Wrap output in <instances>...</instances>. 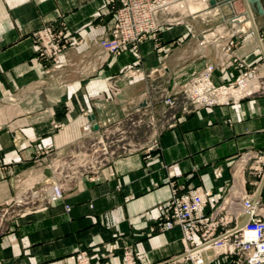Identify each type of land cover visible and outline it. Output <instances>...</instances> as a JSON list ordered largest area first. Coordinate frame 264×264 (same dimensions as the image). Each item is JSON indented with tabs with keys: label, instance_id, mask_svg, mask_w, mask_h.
<instances>
[{
	"label": "crops",
	"instance_id": "crops-1",
	"mask_svg": "<svg viewBox=\"0 0 264 264\" xmlns=\"http://www.w3.org/2000/svg\"><path fill=\"white\" fill-rule=\"evenodd\" d=\"M249 6L261 39L264 0ZM116 7L117 0H0V205L34 191L46 168L72 187L57 202H29L33 210L0 236V264H77L72 257L83 250L94 264H122L127 250L136 264H190L180 230L158 229L172 184L208 191L210 211L228 194L243 154L264 152V89L188 114L164 101L208 65L216 84L235 81L245 70L231 58L264 75L242 0L233 10L188 0L184 12L162 14L157 36L139 47L140 62L132 50L115 56L100 44L111 38ZM44 25L69 40L58 64L39 53L34 33ZM230 36L237 44L225 55ZM135 69L141 74L131 75ZM87 124L99 130L87 134ZM125 127L136 133L108 147ZM94 169L101 177L93 182ZM259 198L264 203V187ZM203 255L207 264H234L212 250Z\"/></svg>",
	"mask_w": 264,
	"mask_h": 264
},
{
	"label": "built area",
	"instance_id": "built-area-1",
	"mask_svg": "<svg viewBox=\"0 0 264 264\" xmlns=\"http://www.w3.org/2000/svg\"><path fill=\"white\" fill-rule=\"evenodd\" d=\"M196 1L207 7L210 2V0ZM176 2V0H117L111 38L101 40L102 48L108 54L115 56L132 50L136 53L137 61L140 62L141 43L148 36L154 38L157 36L161 30V15L168 12ZM34 38L42 58L49 63L58 64L69 40L62 41V33L56 31L52 25L41 27L34 33ZM261 40L264 47V36ZM236 44L235 37L230 36L224 47L225 55L230 53ZM231 59V63L245 70L234 82L216 84L214 81L216 67L208 65L201 71L193 73L189 82L181 89L165 95V104L174 108L178 105L180 98H183V112L191 113L207 107L238 103L251 95L253 91L247 90V86L257 76L255 68H249L245 62L237 58ZM130 74H141V71L140 69L131 70ZM163 117L166 118L167 113H164ZM149 125L158 127L154 117L150 118ZM84 132L87 134L92 132L90 124L84 126ZM110 143H114L113 140ZM98 159L97 163L104 161V158ZM241 159L237 161L236 166L239 162L243 163L244 185L239 193L236 207L227 202V197L235 184L234 174L228 194L210 211L207 210L211 197L208 191L202 190L201 187L184 191V186L178 187L172 184L173 193L168 210L158 221V229L160 231L175 228L180 230L184 259L190 264H207L203 254L209 250L214 251L218 256L232 258L234 264H264V203L260 198L254 202L255 191L264 176V152H247ZM249 162H251L250 166H248ZM247 169L249 172L246 175ZM93 171L89 179L94 182L101 176L98 169ZM110 175L113 176L114 173ZM215 176L219 178L221 173L218 172ZM251 188L255 190L251 191ZM68 190H72V187L67 182L51 184L47 190L46 202L62 200ZM64 208L66 212L71 211L69 205H65ZM246 213L249 214L248 221L243 227L238 228ZM115 249L111 248V252ZM72 259L77 264H94L92 257L85 250L77 252ZM122 264H136L131 251L127 250L123 253Z\"/></svg>",
	"mask_w": 264,
	"mask_h": 264
},
{
	"label": "rangeland",
	"instance_id": "rangeland-1",
	"mask_svg": "<svg viewBox=\"0 0 264 264\" xmlns=\"http://www.w3.org/2000/svg\"><path fill=\"white\" fill-rule=\"evenodd\" d=\"M176 1L177 2L174 3L172 5L171 9L168 12H166V13L173 14V13H177V12L181 13V11L184 12V10L186 9V4H187L188 0H176ZM189 3L192 4V5H195L196 7L197 6H201V7L205 6V5L199 4V2H197V4L193 3V0H189ZM189 10L191 12L190 8H189ZM254 79H260L259 81H260L261 84H259L258 87H255L252 91L254 92V91H257V90H263L264 89V75L257 74V76ZM254 79L250 82V84L255 83ZM189 80L186 81L185 83L181 84L178 87V89H181L186 83L189 82ZM232 82H234V81H232ZM232 82H230V83H232ZM178 104H182V107H183V105H184L183 98H180V100L178 101ZM186 114H188V113H186ZM140 117L141 116H136V120H134V122H137L138 119H140ZM142 121H143V119H142ZM143 122L141 124H143ZM124 131H125V133H124ZM124 131H120L119 135L116 136L117 138L113 139L114 143L107 142L108 147L110 145L113 148H116L117 144L124 145L125 143H127V136H131L134 133H136V131L133 132V129H131L130 127L129 128L125 127ZM121 135H123L124 137L121 136ZM107 141H111V140H107ZM122 145L120 147L121 148L120 149L121 153H123L124 151L126 152L127 148H128L127 145L126 146H122ZM122 148H126V149L124 150ZM250 163H249L248 166H250ZM248 172L249 171L247 169L246 170V175L248 174ZM258 181H259V178H258ZM50 185H51V183H49L48 181H45V179L43 178V180L41 182H39L36 185H33L34 191H29L27 188H24L22 195L19 198H17L15 200V202H9L8 204L0 205V236H3V235H5V234H7V233H9L11 231V229L14 226V221L20 215H23L24 213L33 210L31 208V206L33 204L32 203L29 204V202H32L34 200L36 202L37 199H42V200L46 201V196H47V192H48L47 190L49 189Z\"/></svg>",
	"mask_w": 264,
	"mask_h": 264
},
{
	"label": "water",
	"instance_id": "water-1",
	"mask_svg": "<svg viewBox=\"0 0 264 264\" xmlns=\"http://www.w3.org/2000/svg\"><path fill=\"white\" fill-rule=\"evenodd\" d=\"M235 1L236 0H210L208 7H212V8L218 7L219 8V7H222L224 5H227V6H229L233 10L232 5H233V3ZM242 1L244 2L245 7H246L245 17H246V19H249L252 22V28L254 29V31H255V33L257 35L258 40L260 41V45H261L262 50H263V53H264V47H263V45L261 43V39L259 37V33H258V30L256 28V25H255V22H254L252 13H251V9H250V6H249V0H242ZM232 21L233 22H238L239 21L238 20V17L235 14L232 15ZM210 28H211V26L209 27V29ZM93 119H94V116H90L89 117V120H93ZM98 130H99V126L97 124H94L91 127V131L92 132H95V131H98ZM44 179H45V181H48L51 184L54 183V181H53V171L51 170V168H46L44 170ZM263 187H264V176H263V178L261 180V183H260V185L258 187L257 193H256V195L254 197V202H256L259 199ZM248 219H249V214L246 213L244 215L243 221L238 225V228L243 227L246 224V222L248 221Z\"/></svg>",
	"mask_w": 264,
	"mask_h": 264
},
{
	"label": "bare ground",
	"instance_id": "bare-ground-1",
	"mask_svg": "<svg viewBox=\"0 0 264 264\" xmlns=\"http://www.w3.org/2000/svg\"><path fill=\"white\" fill-rule=\"evenodd\" d=\"M232 8H233V5H232ZM253 19H254V17H253ZM245 23H246L245 24L246 26L252 27V22L249 19H246ZM254 81H255V83L250 84L251 81L248 83V86H247L248 89L247 90H249V91L253 90L255 87H258L259 84H261L259 79H254ZM242 164L243 163L238 164L237 171L235 173V184L231 190L232 193L230 194V196L227 197V202L231 205L233 204V201H232L233 198L231 196L234 195L235 196L234 199L238 200L239 193H240L241 189H243L244 178H243V174H242V168H243Z\"/></svg>",
	"mask_w": 264,
	"mask_h": 264
}]
</instances>
